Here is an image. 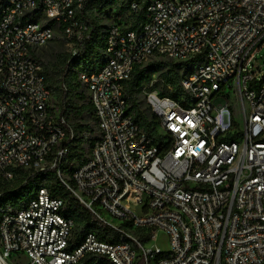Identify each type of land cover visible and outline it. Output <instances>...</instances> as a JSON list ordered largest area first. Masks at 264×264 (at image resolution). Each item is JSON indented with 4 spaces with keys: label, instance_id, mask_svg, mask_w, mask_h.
I'll return each instance as SVG.
<instances>
[{
    "label": "built area",
    "instance_id": "1",
    "mask_svg": "<svg viewBox=\"0 0 264 264\" xmlns=\"http://www.w3.org/2000/svg\"><path fill=\"white\" fill-rule=\"evenodd\" d=\"M96 1L0 0V182L18 170L54 171L120 240L89 233L73 247L67 202L42 185L3 214L0 264H83L90 255L112 264H264V69L255 58L264 48V0H104L91 8ZM103 16L104 64L78 75L99 137L67 172L79 136L74 100L65 82L62 97L54 95L37 54L60 40L70 65L91 39L92 19L102 27ZM154 59L197 61L179 102L140 88L157 117L151 134L126 94L135 70Z\"/></svg>",
    "mask_w": 264,
    "mask_h": 264
},
{
    "label": "trees",
    "instance_id": "2",
    "mask_svg": "<svg viewBox=\"0 0 264 264\" xmlns=\"http://www.w3.org/2000/svg\"><path fill=\"white\" fill-rule=\"evenodd\" d=\"M113 0H105L106 5H112ZM104 4L103 1L93 2L90 6L94 9H100ZM144 10L139 12L136 17L135 26H138L140 22L144 20ZM92 31L91 39L86 44L82 54L74 59L70 65H68L69 57L67 53H64L63 65L61 66L58 73H53L45 69L46 82L48 87L52 90L55 96L58 98L62 97L61 85L65 82L72 94L74 100L72 106V115H76L79 119L88 118L96 124V118L94 114L93 106L90 102V98L87 94L80 91L82 84L78 79L80 72L91 73L94 70H99L104 64L105 58L103 51L105 49V42L103 40V29L98 25V21L92 19L91 21ZM38 59V57H37ZM39 60V59H38ZM196 59L190 63H169V62H152L141 69H136L132 79L129 81L127 86V100L130 104V111L135 115L136 121L140 126L148 133L154 134L157 129V117L151 112V118L142 112L140 105L136 99L137 92L144 83H150L152 80L153 73L159 71V69H167L164 74V83L160 88V95L162 97H170L175 101H180L183 96V89L181 87V81L179 76V70L189 67H194ZM192 73V72H191ZM57 76V77H56ZM172 87V91L168 90V87ZM78 130L79 136L75 145L70 146V155L67 161L63 164L62 169L70 172L74 166V162L78 164L84 163L86 160V154H84V133H88L91 138L87 139L90 141L88 151H90L92 145L98 140L99 134L95 130L87 125L83 127L81 124L75 125ZM63 146H67L64 143ZM52 180L55 181V185L50 183L48 188L54 195L64 198L67 202V208L65 214L76 221L77 234L75 236V242L73 247L80 246L87 234L96 233L102 241H119L120 237L117 234H111L110 228L100 224L91 212L86 209L80 202L72 196V194L60 183L56 176V172L50 171ZM42 175L31 174L24 170L16 171L15 180L12 182H0V221L5 212L16 211L26 201L35 198L36 189L41 187L40 179ZM143 241H147L148 238H143ZM72 247V248H73ZM83 264H112L106 258L100 256L90 255L88 256Z\"/></svg>",
    "mask_w": 264,
    "mask_h": 264
},
{
    "label": "rangeland",
    "instance_id": "3",
    "mask_svg": "<svg viewBox=\"0 0 264 264\" xmlns=\"http://www.w3.org/2000/svg\"><path fill=\"white\" fill-rule=\"evenodd\" d=\"M109 21L110 20L106 19L103 16V18L101 20V22H102L101 26H102L103 30H106ZM64 53H66L64 44L62 43V41L56 40L55 42L50 44L48 47L39 50L37 57L45 69H48V71L53 72V73H58L61 66L63 65ZM255 58L258 60L259 66L264 69V48H262L259 52L256 53ZM152 62L175 63V62L168 61V60H157V59H154L150 63H152ZM166 70L167 69H159V71L153 73L152 80L150 81V83H144L143 86L149 91H155V92H158L160 94V88L163 86L164 74H165ZM193 71H194V67H189V68L184 67L183 69L179 70L180 81L182 79H184L186 76H188ZM168 90L172 91V87L169 86ZM80 91H83V93L87 94V91L85 89H81ZM136 99L140 105L142 112H144L145 115H147V116H149V118H151V110L147 106V104L144 100V95L142 94V92H137ZM71 123L74 124V126L79 123V124L83 125V127L90 125L95 130L96 134L98 133L96 124L88 118L79 119L76 115L73 114L71 117ZM84 138H85L84 139L85 141L83 144L84 154L88 155V152H89L88 146L90 145V141L89 140L87 141V139L91 138V136H89V134L86 132V133H84ZM74 165H77V163L74 162ZM40 183H41V186L42 185L49 186L50 183L55 185V181L52 180L50 173H48V177L42 176L40 179ZM159 245L164 251L169 250V245L167 243L166 238L163 237V234L160 235Z\"/></svg>",
    "mask_w": 264,
    "mask_h": 264
}]
</instances>
